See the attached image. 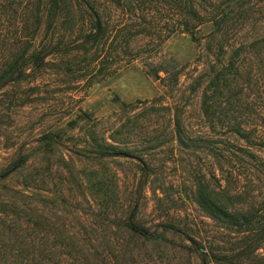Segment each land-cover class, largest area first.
<instances>
[{
	"label": "rangeland",
	"instance_id": "obj_1",
	"mask_svg": "<svg viewBox=\"0 0 264 264\" xmlns=\"http://www.w3.org/2000/svg\"><path fill=\"white\" fill-rule=\"evenodd\" d=\"M224 1L260 38L225 86L181 0H0V264L245 261L205 200L264 202V146L224 122L264 117V0Z\"/></svg>",
	"mask_w": 264,
	"mask_h": 264
},
{
	"label": "trees",
	"instance_id": "obj_2",
	"mask_svg": "<svg viewBox=\"0 0 264 264\" xmlns=\"http://www.w3.org/2000/svg\"><path fill=\"white\" fill-rule=\"evenodd\" d=\"M181 3L182 13L185 18L182 22V30H184V32L190 34L192 38L197 39L198 37L196 34L201 30L202 26L210 24L211 29L206 36L212 50H218V52H216L218 56L230 51L231 54L229 55L230 61L228 62V67L223 66L219 72L215 74L211 82L213 84L218 82L217 85L223 86L226 84L231 85V78L228 77L226 72L227 69L233 70L234 68L238 73L240 68H245L247 65L243 62L244 58H242V56L248 52H253V48L259 45L260 40L257 39L260 38L250 43L245 40H240V36H237V31L239 30L238 20H240V17H230L232 12L230 10V5L225 1L223 2V0H181ZM209 5H213L214 7L211 9L212 12H207ZM233 8L234 7H232V9ZM204 11H206L207 14H204ZM186 17H190V19ZM239 74L240 76L236 78V84H238L242 76L240 72ZM208 92V90L205 91L204 104L207 116L211 117L210 111H208L210 108L208 104H211ZM208 99L210 100L208 101ZM219 118L221 119V117ZM211 120L214 122V118H211ZM256 120L260 123L255 124L246 117L228 116L224 122H226L227 126L230 128V132L238 140H244L251 148L263 147L264 130L262 129V122H264V117L257 116ZM53 137V135H49V138ZM45 138H48V135L45 136ZM205 206L212 212H216L214 215H217V213L223 215L224 221L227 219L226 223L228 225L240 229L245 228L243 231L246 234L244 236L245 242L244 245L241 246V253L238 254V257H241V259L243 257L245 261L242 260L239 264H258V262L254 261L252 255H254V252H259L260 249H263L264 252V202L258 206L255 205L254 201L249 204L235 205L234 202L225 203V201H223V203H218L214 198H209L205 200ZM130 225L136 233L141 235L150 234L148 229H145L137 223H130ZM257 254L261 258L264 257V254ZM259 263L264 264V262Z\"/></svg>",
	"mask_w": 264,
	"mask_h": 264
},
{
	"label": "water",
	"instance_id": "obj_3",
	"mask_svg": "<svg viewBox=\"0 0 264 264\" xmlns=\"http://www.w3.org/2000/svg\"><path fill=\"white\" fill-rule=\"evenodd\" d=\"M21 165V160L19 161V163H18V165H17V167H19ZM14 170V169H13Z\"/></svg>",
	"mask_w": 264,
	"mask_h": 264
}]
</instances>
